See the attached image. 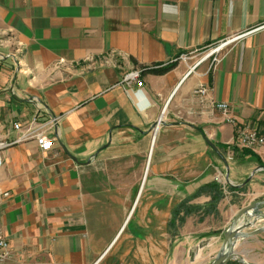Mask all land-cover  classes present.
Instances as JSON below:
<instances>
[{
    "label": "crops",
    "instance_id": "0c3cea01",
    "mask_svg": "<svg viewBox=\"0 0 264 264\" xmlns=\"http://www.w3.org/2000/svg\"><path fill=\"white\" fill-rule=\"evenodd\" d=\"M35 116L58 119L55 146L0 154V264H209L264 199V147L232 145L239 129L264 135V0H0V135ZM235 252L264 264V233Z\"/></svg>",
    "mask_w": 264,
    "mask_h": 264
},
{
    "label": "built area",
    "instance_id": "2783aa9c",
    "mask_svg": "<svg viewBox=\"0 0 264 264\" xmlns=\"http://www.w3.org/2000/svg\"><path fill=\"white\" fill-rule=\"evenodd\" d=\"M248 34V33H247ZM242 35H236L228 38L225 41H222L220 44L216 45L213 50H211L206 56L201 58L200 61L196 63V65L192 68L191 72L195 71V69L206 61L212 59L211 65L214 66L220 61V52L221 50L227 46L228 44L233 43L234 41L242 38ZM188 57H184L183 59H187ZM190 72V73H191ZM123 83L127 85L135 84L137 87H143L144 83L142 80V70L135 69L128 72L123 77ZM209 90L205 86H200L194 90V96L198 98L201 102L208 96ZM213 108L217 111H220L224 117V119L228 123L235 124V118L231 114V108L228 103L225 102H214ZM57 118L53 117L49 121L45 123H39L38 116H35L32 120L31 127L22 135V137L16 140H9L3 135H0V154L8 149L10 146L24 141L34 138L40 149L43 151H50L54 148V138L48 136V131L57 123ZM159 124V123H158ZM22 128V124L18 122H14L12 124V129L16 131H20ZM233 147H237L239 150H253L257 151L264 147V135L260 134L256 129L245 128L239 129L234 138ZM232 159V157H230ZM2 164V160L0 159V165ZM4 196H9V193H4ZM10 255L9 244L5 239H0V263L4 262Z\"/></svg>",
    "mask_w": 264,
    "mask_h": 264
},
{
    "label": "water",
    "instance_id": "95a60500",
    "mask_svg": "<svg viewBox=\"0 0 264 264\" xmlns=\"http://www.w3.org/2000/svg\"><path fill=\"white\" fill-rule=\"evenodd\" d=\"M220 155L223 157L228 168L229 166L224 155L221 153ZM258 220H264V199L248 205L239 211L232 223L224 231L223 243L209 264H229L235 261L241 264H249L241 255L235 252V246L239 239H246L264 233V225L256 227Z\"/></svg>",
    "mask_w": 264,
    "mask_h": 264
},
{
    "label": "trees",
    "instance_id": "16d2710c",
    "mask_svg": "<svg viewBox=\"0 0 264 264\" xmlns=\"http://www.w3.org/2000/svg\"><path fill=\"white\" fill-rule=\"evenodd\" d=\"M172 68V66H169V67H166V68H162V69H158L156 67L154 68H150V69H145L143 68L142 71L143 73L146 72V71H150L152 73H155V74H165L166 72H168L170 69ZM215 188V187H214ZM216 189V188H215ZM230 264H235V263H230Z\"/></svg>",
    "mask_w": 264,
    "mask_h": 264
},
{
    "label": "rangeland",
    "instance_id": "374dc122",
    "mask_svg": "<svg viewBox=\"0 0 264 264\" xmlns=\"http://www.w3.org/2000/svg\"><path fill=\"white\" fill-rule=\"evenodd\" d=\"M215 48V46L214 47H210L209 49L207 48V49H205V50H201V51H199L197 54H196V61L195 62H198V61H200L201 60V58H203L204 56H206L211 50H213ZM213 59V58H212ZM212 59H210V60H208L207 62L209 63V64H211V62H212Z\"/></svg>",
    "mask_w": 264,
    "mask_h": 264
}]
</instances>
